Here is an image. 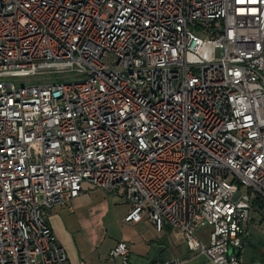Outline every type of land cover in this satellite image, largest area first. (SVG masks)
Masks as SVG:
<instances>
[{
	"label": "built area",
	"instance_id": "built-area-1",
	"mask_svg": "<svg viewBox=\"0 0 264 264\" xmlns=\"http://www.w3.org/2000/svg\"><path fill=\"white\" fill-rule=\"evenodd\" d=\"M84 184L242 264L264 202V0H0V264H68L47 219Z\"/></svg>",
	"mask_w": 264,
	"mask_h": 264
},
{
	"label": "crops",
	"instance_id": "crops-1",
	"mask_svg": "<svg viewBox=\"0 0 264 264\" xmlns=\"http://www.w3.org/2000/svg\"><path fill=\"white\" fill-rule=\"evenodd\" d=\"M94 190L96 189L84 184L81 195L72 202H86L87 193ZM101 195L103 204L122 208L120 217L113 219L110 215L105 223L99 222L94 216L91 218L95 221L93 223L90 222L91 219L79 222L73 208L69 211L65 206L55 207L49 212L47 225L57 244L64 250L68 264H121L120 261L108 257L109 252L119 242L126 243L129 247L128 264H165L174 260L182 264H212L205 256L190 252L180 232L168 226L157 232L147 218L137 224L125 223L128 205L122 196L103 192ZM105 210L107 211L106 208ZM246 232L247 224L245 236ZM196 234L207 244L210 228L201 227ZM240 255L239 259L243 260Z\"/></svg>",
	"mask_w": 264,
	"mask_h": 264
},
{
	"label": "rangeland",
	"instance_id": "rangeland-1",
	"mask_svg": "<svg viewBox=\"0 0 264 264\" xmlns=\"http://www.w3.org/2000/svg\"><path fill=\"white\" fill-rule=\"evenodd\" d=\"M241 192L244 193V190L241 189ZM101 193L102 192L98 190H94L87 193L88 202L71 203L79 222H81V220L87 222V220L89 221L96 216L99 222L105 221V223H107V219H109L108 217H110V215L113 219L122 215L121 207H113L110 204L105 205L102 203ZM250 200H254L253 196H251ZM90 222H93L92 219ZM93 223H95V221ZM246 234V236L244 235L241 238V255L243 260L239 259L240 262L242 264H252L253 262L264 264V203L259 207L251 206L248 215Z\"/></svg>",
	"mask_w": 264,
	"mask_h": 264
},
{
	"label": "trees",
	"instance_id": "trees-1",
	"mask_svg": "<svg viewBox=\"0 0 264 264\" xmlns=\"http://www.w3.org/2000/svg\"><path fill=\"white\" fill-rule=\"evenodd\" d=\"M264 202H262L260 199L258 198H255L253 201H252V207H259L263 204ZM240 255V254H239ZM238 255V257H239Z\"/></svg>",
	"mask_w": 264,
	"mask_h": 264
}]
</instances>
